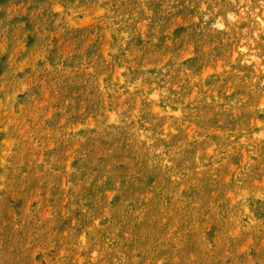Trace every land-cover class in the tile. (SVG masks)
<instances>
[{
  "label": "rangeland",
  "instance_id": "1",
  "mask_svg": "<svg viewBox=\"0 0 264 264\" xmlns=\"http://www.w3.org/2000/svg\"><path fill=\"white\" fill-rule=\"evenodd\" d=\"M0 264H264V0H0Z\"/></svg>",
  "mask_w": 264,
  "mask_h": 264
}]
</instances>
